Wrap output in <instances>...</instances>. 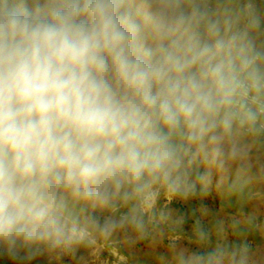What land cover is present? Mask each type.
Segmentation results:
<instances>
[{
	"label": "clouds",
	"instance_id": "obj_1",
	"mask_svg": "<svg viewBox=\"0 0 264 264\" xmlns=\"http://www.w3.org/2000/svg\"><path fill=\"white\" fill-rule=\"evenodd\" d=\"M262 32L254 0H0V257L140 228L157 186L243 155L236 134H264Z\"/></svg>",
	"mask_w": 264,
	"mask_h": 264
},
{
	"label": "rangeland",
	"instance_id": "obj_2",
	"mask_svg": "<svg viewBox=\"0 0 264 264\" xmlns=\"http://www.w3.org/2000/svg\"><path fill=\"white\" fill-rule=\"evenodd\" d=\"M256 6L264 12V5ZM235 140L244 154L194 165V187L185 194L157 186L141 204L142 227L97 233L70 251H46L27 264H175L180 252L218 248L237 256L246 251L248 264H264V145L242 130ZM0 264L13 261L0 257Z\"/></svg>",
	"mask_w": 264,
	"mask_h": 264
},
{
	"label": "built area",
	"instance_id": "obj_3",
	"mask_svg": "<svg viewBox=\"0 0 264 264\" xmlns=\"http://www.w3.org/2000/svg\"><path fill=\"white\" fill-rule=\"evenodd\" d=\"M245 134H247L248 136H250L251 138L255 139L256 141H258L259 143H261L262 145H264V134H261L259 136H253L252 134L246 132L245 130H242Z\"/></svg>",
	"mask_w": 264,
	"mask_h": 264
},
{
	"label": "crops",
	"instance_id": "obj_4",
	"mask_svg": "<svg viewBox=\"0 0 264 264\" xmlns=\"http://www.w3.org/2000/svg\"><path fill=\"white\" fill-rule=\"evenodd\" d=\"M256 4L264 5V0H259Z\"/></svg>",
	"mask_w": 264,
	"mask_h": 264
}]
</instances>
